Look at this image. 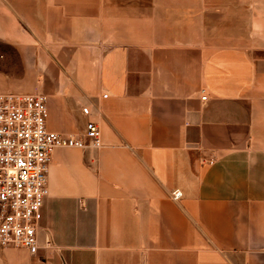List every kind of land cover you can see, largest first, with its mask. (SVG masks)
Instances as JSON below:
<instances>
[{"label": "crops", "instance_id": "crops-1", "mask_svg": "<svg viewBox=\"0 0 264 264\" xmlns=\"http://www.w3.org/2000/svg\"><path fill=\"white\" fill-rule=\"evenodd\" d=\"M188 1L0 0V91L102 139L54 150L38 250L0 264H264V0Z\"/></svg>", "mask_w": 264, "mask_h": 264}, {"label": "built area", "instance_id": "built-area-1", "mask_svg": "<svg viewBox=\"0 0 264 264\" xmlns=\"http://www.w3.org/2000/svg\"><path fill=\"white\" fill-rule=\"evenodd\" d=\"M81 111L88 115L90 109L82 106ZM47 118L46 94L0 91V248L38 250L37 227L54 150L102 146L94 121L88 120L78 134L59 133L48 129ZM171 195L179 200L182 192L174 189Z\"/></svg>", "mask_w": 264, "mask_h": 264}, {"label": "rangeland", "instance_id": "rangeland-1", "mask_svg": "<svg viewBox=\"0 0 264 264\" xmlns=\"http://www.w3.org/2000/svg\"><path fill=\"white\" fill-rule=\"evenodd\" d=\"M240 4H242V3H240ZM156 5H157V7H159L163 11V13L165 14V17H167V18L172 19L174 17L175 18L181 17L182 19H186L187 21L189 20L191 23L195 24L196 18L194 16L191 17L190 14H185V13L195 14L196 4L194 1L190 2L188 0H157ZM211 6H212V3H210V2L204 3L205 10L207 7H208L207 10H209V15L205 14V22L210 23V25H211ZM177 13L181 16H179ZM184 14L187 16H185ZM188 17H191V18H188ZM256 21H258V20H256ZM241 22H242V20H241ZM47 98L49 101L50 96L48 94H47ZM48 114H49V110H48Z\"/></svg>", "mask_w": 264, "mask_h": 264}]
</instances>
